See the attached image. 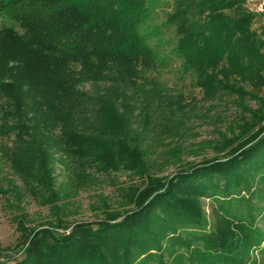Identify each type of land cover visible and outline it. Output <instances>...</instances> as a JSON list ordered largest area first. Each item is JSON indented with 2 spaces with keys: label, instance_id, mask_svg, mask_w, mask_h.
<instances>
[{
  "label": "trees",
  "instance_id": "1",
  "mask_svg": "<svg viewBox=\"0 0 264 264\" xmlns=\"http://www.w3.org/2000/svg\"><path fill=\"white\" fill-rule=\"evenodd\" d=\"M155 1L0 0V15L20 28L0 29V165L11 207L21 211L30 195L59 214L66 185L98 175L137 174L144 184L126 196L133 209L105 203L93 222L57 215L31 227L14 213L22 255L0 264H258L251 250L261 234L229 220L209 227L192 201L222 179L227 189L264 170L263 38L238 0H174L167 24L182 72L207 100L230 99L244 116L238 136L224 139L225 157L155 177L147 140L156 123L171 131L186 105L161 89L158 53L140 31Z\"/></svg>",
  "mask_w": 264,
  "mask_h": 264
},
{
  "label": "rangeland",
  "instance_id": "2",
  "mask_svg": "<svg viewBox=\"0 0 264 264\" xmlns=\"http://www.w3.org/2000/svg\"><path fill=\"white\" fill-rule=\"evenodd\" d=\"M238 1L245 13L254 16L252 29L264 41L262 20L254 12L256 0ZM174 7V0H156L140 28L141 33L148 36V44L158 53L159 65L156 75L161 89L174 99L181 95L186 104L182 109L183 112L178 110L172 117L171 131L164 130L162 125L156 123L152 135L147 140L152 146L148 155L151 172L155 177L166 179L179 170L214 158L225 157L222 150L224 139L233 135L238 136L240 130L236 125L244 116L242 106L230 99L207 100L204 91L195 87L193 76L182 72L180 67L182 59L177 52L176 29L173 25L167 24V17L173 13ZM5 26L20 31L15 21L0 15V29ZM86 88L89 89V86ZM247 89L251 90L250 87ZM244 103L251 109L257 107L256 103L248 98ZM177 125L180 126L179 129L176 128ZM0 167V261L2 262L13 256L17 259L22 255L19 245L20 232L13 218L14 213H26L29 219L26 224L31 227L56 222L57 215L67 224L93 222L104 218L105 203L111 206L112 210L121 213L133 209L134 205L128 204L126 196H131L133 189L144 187L143 181L137 174L98 175V179L93 182H83L81 186L67 184L66 190L72 195L58 202L61 205L67 201L59 214L54 212L50 205H43L30 195L21 202L22 210L17 211L8 202L10 195L4 192L8 190V182L4 178L9 176L8 168L4 163ZM57 175L58 184L67 183L66 174L60 165L57 167ZM18 184L21 185V182L19 181ZM225 185L226 180L222 179L221 189H217L214 195L209 193L200 199L193 198V206L199 208L209 227L218 225L219 221L224 224L229 220L255 229L261 234V243L251 250V256L258 264H264V170L250 174L237 186L226 189Z\"/></svg>",
  "mask_w": 264,
  "mask_h": 264
},
{
  "label": "built area",
  "instance_id": "3",
  "mask_svg": "<svg viewBox=\"0 0 264 264\" xmlns=\"http://www.w3.org/2000/svg\"><path fill=\"white\" fill-rule=\"evenodd\" d=\"M254 12L261 18L264 26V0H256Z\"/></svg>",
  "mask_w": 264,
  "mask_h": 264
}]
</instances>
